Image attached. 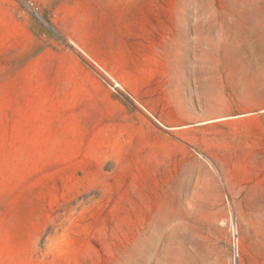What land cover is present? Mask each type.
I'll return each mask as SVG.
<instances>
[{
	"label": "rangeland",
	"instance_id": "obj_1",
	"mask_svg": "<svg viewBox=\"0 0 264 264\" xmlns=\"http://www.w3.org/2000/svg\"><path fill=\"white\" fill-rule=\"evenodd\" d=\"M32 1L0 0V264H264V0Z\"/></svg>",
	"mask_w": 264,
	"mask_h": 264
},
{
	"label": "built area",
	"instance_id": "obj_2",
	"mask_svg": "<svg viewBox=\"0 0 264 264\" xmlns=\"http://www.w3.org/2000/svg\"><path fill=\"white\" fill-rule=\"evenodd\" d=\"M26 7L37 19L41 20L42 17L39 14V7L32 0H27Z\"/></svg>",
	"mask_w": 264,
	"mask_h": 264
},
{
	"label": "bare ground",
	"instance_id": "obj_3",
	"mask_svg": "<svg viewBox=\"0 0 264 264\" xmlns=\"http://www.w3.org/2000/svg\"><path fill=\"white\" fill-rule=\"evenodd\" d=\"M170 254L172 256V260L171 262L174 263V264H181L182 263V260H181V256L180 254H178L177 252H173V251H170ZM194 258V257H193ZM184 261V260H183Z\"/></svg>",
	"mask_w": 264,
	"mask_h": 264
}]
</instances>
